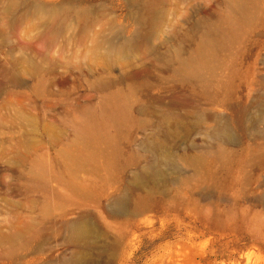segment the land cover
I'll return each instance as SVG.
<instances>
[{
  "label": "rangeland",
  "instance_id": "1",
  "mask_svg": "<svg viewBox=\"0 0 264 264\" xmlns=\"http://www.w3.org/2000/svg\"><path fill=\"white\" fill-rule=\"evenodd\" d=\"M75 256L264 264V0H0V264Z\"/></svg>",
  "mask_w": 264,
  "mask_h": 264
},
{
  "label": "bare ground",
  "instance_id": "2",
  "mask_svg": "<svg viewBox=\"0 0 264 264\" xmlns=\"http://www.w3.org/2000/svg\"><path fill=\"white\" fill-rule=\"evenodd\" d=\"M47 15L49 17H53L56 10L55 9H48L47 11ZM214 38H210L208 37L204 42H203V47L210 49V47L212 46V44L214 43ZM129 42H126L125 46H128ZM199 59L200 56H194V57H190L188 59H183L181 64H182V69L185 70L186 72L189 73H195L196 70L199 68ZM201 62V61H200ZM228 129L225 126H221L218 127L214 134L215 135H219L222 136L223 138L228 137L230 133H228ZM146 171H151L154 172V167L151 165H148L146 168ZM113 207L116 208H122L123 207V203L120 200H117L113 203ZM89 231V226L85 223V222H81V221H74L73 223H71L70 225V234L74 237L77 236H84L87 234V232ZM78 259H81L79 256H75L73 257V261L74 263H78L77 261H79ZM80 263V262H79ZM78 263V264H79Z\"/></svg>",
  "mask_w": 264,
  "mask_h": 264
}]
</instances>
